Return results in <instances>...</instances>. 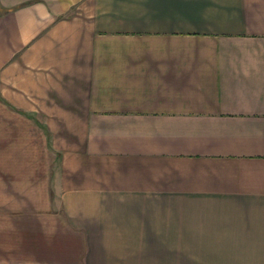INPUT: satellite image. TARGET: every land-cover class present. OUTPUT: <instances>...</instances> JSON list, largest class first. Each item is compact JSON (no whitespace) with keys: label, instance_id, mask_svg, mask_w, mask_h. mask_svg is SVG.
<instances>
[{"label":"crops","instance_id":"obj_1","mask_svg":"<svg viewBox=\"0 0 264 264\" xmlns=\"http://www.w3.org/2000/svg\"><path fill=\"white\" fill-rule=\"evenodd\" d=\"M0 264H264V0H0Z\"/></svg>","mask_w":264,"mask_h":264}]
</instances>
